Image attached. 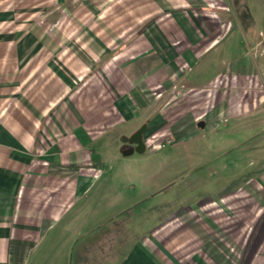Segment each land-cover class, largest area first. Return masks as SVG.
Segmentation results:
<instances>
[{
	"label": "crops",
	"instance_id": "1",
	"mask_svg": "<svg viewBox=\"0 0 264 264\" xmlns=\"http://www.w3.org/2000/svg\"><path fill=\"white\" fill-rule=\"evenodd\" d=\"M260 3L252 12L249 0H0V264L61 261L80 231L92 240L83 229L106 156L133 155L125 139L141 125L146 146L160 128L175 129L182 118L168 113L183 70L214 63L209 51L235 18L264 24ZM246 59L232 62L238 73L253 67ZM242 97L231 96L232 110L254 112V98ZM186 107L194 132L200 118ZM259 159L226 195L151 237L132 233L120 264H264V151ZM115 230L99 240L103 263L124 240ZM84 244L85 253L94 246Z\"/></svg>",
	"mask_w": 264,
	"mask_h": 264
},
{
	"label": "rangeland",
	"instance_id": "2",
	"mask_svg": "<svg viewBox=\"0 0 264 264\" xmlns=\"http://www.w3.org/2000/svg\"><path fill=\"white\" fill-rule=\"evenodd\" d=\"M249 2L252 12L262 11L260 0ZM257 19L235 18L209 51L221 57L212 64L202 59L197 66L183 70L185 82L176 86L171 100L174 108L168 113L176 123L182 119L173 130L156 131L162 132L156 136L157 143L163 146L149 145L142 152L135 149L129 157L120 152L106 156V173L89 194L90 224L80 229L92 230V240L80 231L63 261L47 258L46 262L42 259L43 264H78L83 257L90 258L88 264H120L133 246L132 233L151 237V228L179 220L189 209L198 211L203 203L238 188L247 176L262 168L259 155L264 151V24ZM247 55L253 67L244 65L245 72L238 73L241 65L237 67L232 62H247ZM226 81L234 82V86L227 88ZM214 89L216 92L206 98L193 96ZM232 95H242L241 100L254 98L255 111L236 113L230 103ZM187 104L200 118L194 132L186 129L183 118L189 111L184 108ZM65 219L75 217L70 214ZM116 228L123 232L124 240L112 242L116 255L103 263L101 257L107 245L99 244V240ZM85 240L94 245L87 253Z\"/></svg>",
	"mask_w": 264,
	"mask_h": 264
},
{
	"label": "water",
	"instance_id": "3",
	"mask_svg": "<svg viewBox=\"0 0 264 264\" xmlns=\"http://www.w3.org/2000/svg\"><path fill=\"white\" fill-rule=\"evenodd\" d=\"M145 131V126L140 128L138 131H136L131 137L125 139V141H129L132 144L136 145V150L139 152H142L146 149V144L144 142L143 134ZM133 151H130L132 153Z\"/></svg>",
	"mask_w": 264,
	"mask_h": 264
},
{
	"label": "built area",
	"instance_id": "4",
	"mask_svg": "<svg viewBox=\"0 0 264 264\" xmlns=\"http://www.w3.org/2000/svg\"><path fill=\"white\" fill-rule=\"evenodd\" d=\"M157 140H158V137L156 135L152 136L151 138L148 139L147 146L153 145L155 147H160L164 145V144H160L159 142L157 143Z\"/></svg>",
	"mask_w": 264,
	"mask_h": 264
}]
</instances>
